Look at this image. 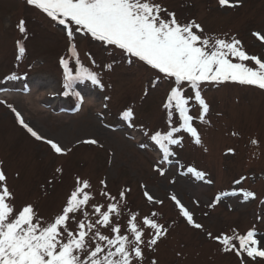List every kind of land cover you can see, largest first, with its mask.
I'll use <instances>...</instances> for the list:
<instances>
[{
    "label": "rangeland",
    "instance_id": "rangeland-1",
    "mask_svg": "<svg viewBox=\"0 0 264 264\" xmlns=\"http://www.w3.org/2000/svg\"><path fill=\"white\" fill-rule=\"evenodd\" d=\"M155 2L174 12L182 24L194 20L205 34L235 36L247 54L264 59V41L253 35H264V0L240 4L230 0L232 7H221L219 0ZM21 21L25 32L18 27ZM18 42L24 53L19 52ZM74 43L81 64L96 72L103 84L75 81L73 88L83 97L79 108L75 96L63 95L61 58L69 61L74 76L80 67L69 51L64 26L26 0H0V169L14 193L15 210L31 204L39 216L51 221L80 177L91 183L86 189L94 197L90 203L106 205L109 201L101 192H108L126 204L118 221L122 232L129 212L139 213L138 221L148 216L167 229L154 250L144 248L143 264L153 260L156 264H264V258L226 252L214 239L231 236L233 230L245 235L253 228L264 238L260 219L264 216V89L231 81L204 82L202 96L209 111L201 120L200 106L186 85L184 93L191 97L190 114L196 118L193 123L202 143L196 144L187 132L176 133L182 144L170 146L175 153L169 157L171 164H160L162 150L150 136L179 127L178 113L169 124L163 107L173 82L161 79L157 84L158 73L150 66L90 34H77ZM245 63L258 67L254 61ZM33 90L31 101L26 96ZM9 105L65 152L57 154L45 140L33 137ZM128 109L134 113L131 120L123 117ZM92 140L97 143H85ZM157 167L164 169L163 175ZM189 167L203 172V179L188 173ZM241 189L255 193V199L244 200ZM145 191L162 203H150ZM234 191L235 196L223 195ZM173 195L201 228L187 222ZM153 212L158 216L152 217ZM151 234L146 229L145 239Z\"/></svg>",
    "mask_w": 264,
    "mask_h": 264
},
{
    "label": "snow or ice",
    "instance_id": "snow-or-ice-1",
    "mask_svg": "<svg viewBox=\"0 0 264 264\" xmlns=\"http://www.w3.org/2000/svg\"><path fill=\"white\" fill-rule=\"evenodd\" d=\"M26 3L42 10L66 30L69 51L76 57V63L80 67L74 76L69 61L61 58L66 89L63 95L75 96L78 100L77 108L83 102V97L73 88L75 81L89 80L93 85L103 87L98 74L84 67L79 60L74 40L81 32L150 66L158 73L157 84L161 79L173 82L163 107L167 111L169 124L173 123L172 118L178 113L179 127H171L165 134L156 132L150 136L162 150L160 164H171L169 157L175 153L170 146L182 144V137L174 134L184 131L194 138L196 144L202 143L193 123L196 118L190 114L191 97L184 93L186 85L191 88L195 101L200 106L201 120L209 111V105L202 96L201 85L204 82L219 84L231 81L264 89V59L247 54L242 42L235 36L228 38L205 34L203 27L194 20L182 24L174 12H168L155 0H26ZM235 3L240 4L242 0H235ZM219 5L235 6L230 0H219ZM18 27L21 32H25L23 21ZM253 35L264 41V35ZM24 51L25 48L19 46V52ZM234 59L238 62H233ZM245 61H254L258 67L248 66ZM106 67L110 69L111 65ZM9 107L33 137L45 140L24 121L14 107ZM133 115L131 109L123 112V117L129 120ZM45 142L55 153L65 152L53 140L47 139ZM85 143L97 142L92 140ZM252 143L255 144L256 141L253 140ZM156 171L164 174L161 167H157ZM187 172L194 173L197 179H203L205 175L192 167ZM236 183L239 184L240 181ZM101 184L105 182L101 181ZM90 188L89 180L77 177L76 185L67 196L62 211L48 221L39 216L31 204L23 206L18 212L15 210L14 193L7 186L6 175L0 169V264H143L144 248L154 250L153 246L166 234L167 229L148 216L138 221L139 213L129 212L127 227L122 232L118 221L126 204L122 205L108 192H101V196L109 201L106 205L90 203L94 199L86 191ZM240 191L244 200L255 199V193L243 189ZM223 195L235 196L237 193L234 191ZM119 196L122 200L124 191ZM145 196L150 203H162L154 200L147 191ZM171 199L179 206L182 216L189 224L198 229L202 227L194 223L189 210L175 195ZM219 199L217 197V202ZM156 216L158 213L153 212L152 217ZM260 219L264 220V216ZM146 229L152 233L147 240ZM209 236L211 237V233ZM214 239L226 252L234 251L241 257L246 253L253 260L257 257L264 258V247H261L264 238L258 236L255 228L248 230L245 235H238L233 230L231 236H217ZM152 264H156V261L153 260Z\"/></svg>",
    "mask_w": 264,
    "mask_h": 264
},
{
    "label": "bare ground",
    "instance_id": "bare-ground-1",
    "mask_svg": "<svg viewBox=\"0 0 264 264\" xmlns=\"http://www.w3.org/2000/svg\"><path fill=\"white\" fill-rule=\"evenodd\" d=\"M34 89H35V88H34ZM33 93H34V90L30 93V95H27V96H26V97H27L28 99H30L31 101L33 100ZM93 101H94V99L91 98V99L88 100V103L91 104V103H93ZM35 105H38V106H39L40 104H39V102H37Z\"/></svg>",
    "mask_w": 264,
    "mask_h": 264
}]
</instances>
